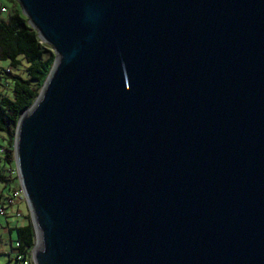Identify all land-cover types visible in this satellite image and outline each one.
I'll list each match as a JSON object with an SVG mask.
<instances>
[{
  "label": "water",
  "instance_id": "1",
  "mask_svg": "<svg viewBox=\"0 0 264 264\" xmlns=\"http://www.w3.org/2000/svg\"><path fill=\"white\" fill-rule=\"evenodd\" d=\"M15 1L32 264H264V0Z\"/></svg>",
  "mask_w": 264,
  "mask_h": 264
},
{
  "label": "trees",
  "instance_id": "2",
  "mask_svg": "<svg viewBox=\"0 0 264 264\" xmlns=\"http://www.w3.org/2000/svg\"><path fill=\"white\" fill-rule=\"evenodd\" d=\"M54 61L51 49L43 44L28 25L19 6H14L8 20H0V162L13 169V139L20 116L33 104ZM6 69L9 72H6ZM21 72L24 76L20 75ZM7 168L0 174V206L6 195L12 193L9 185L17 178ZM25 226L12 229L13 243L20 254L27 256L34 246V232L30 219ZM13 246L9 258L11 256Z\"/></svg>",
  "mask_w": 264,
  "mask_h": 264
},
{
  "label": "rangeland",
  "instance_id": "3",
  "mask_svg": "<svg viewBox=\"0 0 264 264\" xmlns=\"http://www.w3.org/2000/svg\"><path fill=\"white\" fill-rule=\"evenodd\" d=\"M14 6L18 7V4L16 3L15 0H0V9L1 7L6 9V13H0V20L6 21L8 20L9 16L12 14L13 12V8ZM1 66H5V63H0ZM20 75L24 76L21 72H19ZM7 168H9L10 170H13L12 173L14 174V164H13V169L12 167H7V166H3L0 162V174H2L3 172H5V170H7ZM16 175V174H15ZM10 189L12 190L11 192L16 191V189L20 190L19 184L17 179L14 182H11L9 185ZM4 194L6 195H10V191H5ZM22 204L24 205V216L29 218V212L26 206L25 201H21ZM23 218H20L19 223H23ZM10 244H8V246L5 248V252L6 254H0V264H21L20 262H17L11 258H9V254H10ZM12 245V244H11ZM32 250V249H31ZM31 250L29 252L28 256V260L31 262ZM32 264V262H31Z\"/></svg>",
  "mask_w": 264,
  "mask_h": 264
},
{
  "label": "crops",
  "instance_id": "4",
  "mask_svg": "<svg viewBox=\"0 0 264 264\" xmlns=\"http://www.w3.org/2000/svg\"><path fill=\"white\" fill-rule=\"evenodd\" d=\"M23 206L22 202L18 201L9 209L5 217H0V254H6L5 248L9 243L12 244V240H14L12 229L25 226L27 223ZM16 214H19L20 217L16 218ZM20 218L24 219L23 223H19ZM11 244L10 248L12 246Z\"/></svg>",
  "mask_w": 264,
  "mask_h": 264
},
{
  "label": "built area",
  "instance_id": "5",
  "mask_svg": "<svg viewBox=\"0 0 264 264\" xmlns=\"http://www.w3.org/2000/svg\"><path fill=\"white\" fill-rule=\"evenodd\" d=\"M0 13H6L5 8L0 9ZM6 72H9L8 69H6ZM3 154V149L0 147V156ZM16 174V172L14 171ZM18 201H25L23 194L21 190L17 189L16 191L12 192L9 196H6L4 200L2 201V204L0 206V217H5L9 211V209ZM16 218L20 217L19 214L15 215ZM13 250L11 253V256L13 260L20 262L21 264H31V262L28 260V256H24L20 254L16 249L18 248L17 243H13Z\"/></svg>",
  "mask_w": 264,
  "mask_h": 264
}]
</instances>
